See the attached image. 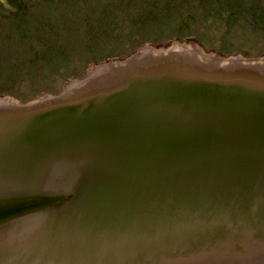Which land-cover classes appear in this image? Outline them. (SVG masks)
<instances>
[{"label":"rangeland","instance_id":"rangeland-1","mask_svg":"<svg viewBox=\"0 0 264 264\" xmlns=\"http://www.w3.org/2000/svg\"><path fill=\"white\" fill-rule=\"evenodd\" d=\"M173 44L222 58H264V0H0V99L25 104L44 95L56 96L100 64L123 61L147 47ZM8 104L0 105V114L9 110ZM98 114L95 107L79 110L73 106L35 117L22 126L0 127V137L26 127L25 133L37 129L40 134L55 136L56 142H68L61 139L68 135L86 136L88 130L92 140L105 138L107 148L102 150L99 145L91 152L79 150L71 160L53 162V169L42 170L35 161L29 167L0 170V179L30 178L44 188L56 186L70 192H65L68 198L64 202L10 220L26 217L32 222L25 225L24 238L10 237L14 243L0 236V264H112L113 258L122 264L131 262L148 245L140 241L142 235L166 233L167 226L155 221V216L167 212L161 205L164 200L181 203L185 214L220 215L224 212L216 207L212 194L230 185V192L240 195V187L257 177L264 183V136H251L248 130L257 125L248 120L199 126L204 137L215 139L210 152L197 157H206L203 164L194 161L180 167H191L195 174L188 175L185 184L183 176L182 182H175L187 188L184 197L181 190L175 195V187L171 191L165 188L169 160L182 158L180 152L171 158L166 144L172 140L173 146H181L185 142L181 137H186L182 132L193 135L195 124L167 122L166 117L153 123L138 122L134 112L122 121H97ZM162 128L168 132L158 136ZM130 133L135 138L126 136ZM162 143L165 148H159ZM231 157L244 165L234 173L223 172L221 164ZM234 174L241 178L234 179ZM241 201L222 206L226 215H235L232 207H246ZM236 250L234 254L223 249L170 258L167 263L264 264L260 242L248 241Z\"/></svg>","mask_w":264,"mask_h":264},{"label":"water","instance_id":"water-1","mask_svg":"<svg viewBox=\"0 0 264 264\" xmlns=\"http://www.w3.org/2000/svg\"><path fill=\"white\" fill-rule=\"evenodd\" d=\"M145 50L147 48L123 61L110 62L107 66L98 65L97 71L89 72L84 79L73 84L74 87L68 84L59 95H44L25 104L10 98L0 99V103L11 105L8 111L3 110V114H0V127L22 126L35 117L73 106H77L79 110L95 107L99 110L97 121L100 118L122 121L134 112L138 122L153 123L166 117L167 122L192 126L195 124L196 133L193 135L182 132L186 137H181L185 140L181 146H173L172 140L166 144L169 145L171 158L176 157L174 153L179 152L182 153V158L181 161L169 160L170 165L165 170V174H168L165 175L168 178L165 188L171 191L175 187V195L181 190L182 196H188V191H185L187 188L176 184L182 182V176L185 184L187 176L195 174L191 167H180L194 161L196 164H203L206 157H197L206 156L215 139L211 136L208 139L204 137L200 125L248 120L257 125V128L248 130L251 136H264V58H243L239 55L222 58L205 54L196 47L188 46L187 50L179 51L176 44L167 48H149L147 52ZM23 129H13L4 133L5 137H0V170L29 167V163L35 161L40 162L42 170L53 169L57 161L65 158L71 160L79 150L91 152L99 145H102L99 146L102 150L107 149L104 146L105 138L98 136V139L92 140L88 130L84 134L86 136L73 138L68 135L61 138L68 139L69 142L70 136L71 142L68 143L65 140L56 142L55 136L40 134L37 129L29 130L28 133H25L28 131L26 127ZM167 132L162 128L161 135H157L163 136ZM126 136L135 138L132 133ZM159 145V148H165V144ZM142 147L139 146V150ZM243 162L231 157L227 164L225 160V164L221 166L223 172L234 173L237 167L244 165ZM30 166L37 170L35 165ZM79 171L83 172V169L79 168ZM237 177L239 175L234 179ZM260 178L244 183L238 190L240 195L237 191L230 192V185L212 194L215 197L213 200H217L214 204L224 212L220 215L200 217L185 214V207L181 203L164 200L161 205L167 212L155 216V221L161 226H167L166 233L161 236L162 232L157 229L156 232L160 233L155 236L142 235L140 241H146L148 245L142 247L140 254L135 255L131 262L124 264H168L167 259L170 258L184 259L199 253H219L223 249L234 254L240 244L244 248L245 243L253 240L264 245V183ZM32 180L27 178L18 181L7 177L0 179V224L57 205L68 198L65 192L69 191H61L56 186L44 188L42 184L35 180L33 183ZM209 199L207 196L206 200L211 201ZM241 200H244L246 207L243 205L241 210L232 207L235 215L232 218L227 216V211L222 206L231 205L232 201L242 202ZM203 211L204 208L201 213ZM248 224L251 225L246 229ZM242 234H246V237Z\"/></svg>","mask_w":264,"mask_h":264},{"label":"bare ground","instance_id":"bare-ground-1","mask_svg":"<svg viewBox=\"0 0 264 264\" xmlns=\"http://www.w3.org/2000/svg\"><path fill=\"white\" fill-rule=\"evenodd\" d=\"M176 48L180 51V50H187V46H185V45H176ZM148 49H149V47H147V50H145L146 52L148 51ZM110 63V62H109ZM107 63H103L102 65H106ZM107 66V65H106ZM93 69V70H92ZM91 69V72H95V71H97V66L96 67H94V68H92ZM90 72V73H91ZM77 83V81H73V82H71V83H69V84H72V87H74L73 86V84L75 85ZM6 105V104H8V103H0V105ZM9 105V104H8ZM64 201H66V200H64ZM35 212V211H34ZM30 213H32V212H30ZM30 213H28V214H30ZM27 215V214H26ZM24 216V215H23ZM110 219V218H109ZM32 222V220H29V219H26V217H24L23 219H21V220H18V221H15V222H12V221H9V222H4V223H2V224H0V236L1 237H4V240L5 241H7V242H9L10 243V240L12 241V239L10 238V237H13L14 239H22V238H24V234H23V232L25 231V229H26V227L27 226H25L26 224H30ZM37 222V221H36ZM53 222V221H52ZM45 224V223H44ZM43 224V225H44ZM116 224V223H115ZM33 227H35V226H33ZM39 228H40V225H39ZM44 227H42V229H43ZM53 229V228H52ZM28 230V229H27ZM30 231H31V229H30ZM28 232H29V230H28ZM34 232V231H33ZM33 232H30V233H33ZM43 232V231H42ZM69 232V231H68ZM26 233V232H25ZM39 233V232H38ZM44 234H47V233H44ZM52 234H54V233H52ZM32 235V234H31ZM29 236V235H28ZM44 236V235H43ZM42 236V237H43ZM47 236V235H46ZM50 236V235H49ZM64 236V235H63ZM28 238V237H27ZM37 238V237H36ZM48 238V237H47ZM38 239V238H37ZM37 239L35 240L36 242H37ZM49 239V238H48ZM54 239V238H53ZM68 239V238H67ZM3 240V241H4ZM25 240V239H24ZM41 240V239H40ZM46 240V239H45ZM56 240H58V239H56ZM65 240V239H64ZM28 241V240H27ZM26 241V242H27ZM39 241V240H38ZM49 241V240H48ZM52 241V240H51ZM51 241H49V242H51ZM13 242V241H12ZM52 242H54V241H52ZM61 242V241H60ZM68 242V241H67ZM8 243V244H9ZM14 243V242H13ZM12 243V244H13ZM21 243V242H20ZM23 243V242H22ZM33 243V242H32ZM39 243V242H38ZM69 243V242H68ZM156 243V242H155ZM154 243V244H155ZM219 243V242H218ZM1 244V243H0ZM16 244H18V243H16ZM16 244H14L15 246H16ZM50 244V243H49ZM51 244H53V243H51ZM63 244V243H62ZM89 244V243H88ZM3 245H5L6 246V244H3ZM3 245H1V246H3ZM20 245V244H19ZM31 245V244H30ZM58 245V244H57ZM65 245V244H64ZM8 246V245H7ZM7 246L5 247V248H7ZM61 246V245H60ZM69 246V245H68ZM10 247H11V245H10ZM14 247V246H13ZM19 247V246H18ZM59 247V246H58ZM233 247V246H232ZM3 248V247H2ZM16 248V247H15ZM14 248V249H15ZM68 248V247H67ZM10 249V248H9ZM12 249V248H11ZM22 249V248H21ZM36 249H38V247L36 248ZM2 250V249H1ZM35 250V249H34ZM10 251H13V249L12 250H10ZM37 251V250H36ZM48 251V250H47ZM56 251V250H55ZM64 251V250H63ZM45 252H46V250H45ZM11 253V252H10ZM14 253H16V252H14ZM25 253V252H24ZM43 253H44V251H43ZM55 253V252H54ZM216 253V252H215ZM17 254V253H16ZM19 254V253H18ZM32 254V253H31ZM34 254V253H33ZM30 255V254H29ZM39 255V254H38ZM14 256V255H13ZM19 256V255H18ZM20 256H21V254H20ZM6 257V256H5ZM10 257V256H9ZM47 257V256H46ZM11 258H12V256H11ZM10 258V259H11ZM16 258V257H15ZM20 258V257H19ZM5 259V258H4ZM3 259V260H4ZM1 260V259H0ZM7 260V259H6ZM13 260V259H12ZM45 261V260H44ZM17 263H19V262H17ZM41 263V262H40ZM2 264H3V262H2ZM33 264V263H32ZM112 264H120V262H119V260L118 259H116V258H113V261H112Z\"/></svg>","mask_w":264,"mask_h":264}]
</instances>
